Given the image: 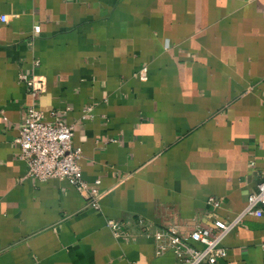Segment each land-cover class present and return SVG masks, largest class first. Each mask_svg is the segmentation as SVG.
I'll list each match as a JSON object with an SVG mask.
<instances>
[{"label": "crops", "instance_id": "crops-1", "mask_svg": "<svg viewBox=\"0 0 264 264\" xmlns=\"http://www.w3.org/2000/svg\"><path fill=\"white\" fill-rule=\"evenodd\" d=\"M1 16L0 264H183L156 231L241 214L264 181V0H0ZM29 106L73 125L99 209L65 179L25 177ZM221 245L215 264H264V210Z\"/></svg>", "mask_w": 264, "mask_h": 264}, {"label": "built area", "instance_id": "built-area-1", "mask_svg": "<svg viewBox=\"0 0 264 264\" xmlns=\"http://www.w3.org/2000/svg\"><path fill=\"white\" fill-rule=\"evenodd\" d=\"M0 19L5 21V16ZM40 25L33 27L34 33H39ZM140 80L147 79V67H141L138 72ZM19 80L25 83L33 95L44 91V81L41 77L25 74L19 75ZM92 106L84 111L88 114ZM50 120L45 118L42 110L36 106L26 109L24 124L19 129L15 141L18 144V158L27 167L25 177L37 181L50 178L65 179L70 182L85 199L88 208L99 209V180L86 182L81 176L78 163L81 149L73 144L74 127L57 118V112H50ZM209 203L218 206V199L210 198ZM264 210V181L257 184L256 189L247 196L244 210L234 220L225 221L215 218L213 227L196 226L191 232L183 234L177 225L163 227L154 233L156 253L167 249L174 252L177 260L183 264H215L226 256V249L221 245L224 235L230 231L244 216H261ZM107 225L114 236H124L121 225L113 219L107 220ZM190 242L200 244L195 246Z\"/></svg>", "mask_w": 264, "mask_h": 264}]
</instances>
